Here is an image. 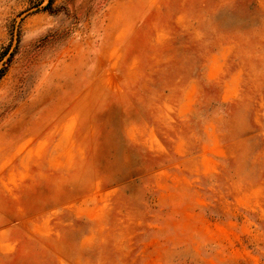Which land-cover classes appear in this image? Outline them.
Segmentation results:
<instances>
[{"label": "rangeland", "instance_id": "obj_1", "mask_svg": "<svg viewBox=\"0 0 264 264\" xmlns=\"http://www.w3.org/2000/svg\"><path fill=\"white\" fill-rule=\"evenodd\" d=\"M0 0V264H264V0Z\"/></svg>", "mask_w": 264, "mask_h": 264}, {"label": "trees", "instance_id": "obj_2", "mask_svg": "<svg viewBox=\"0 0 264 264\" xmlns=\"http://www.w3.org/2000/svg\"><path fill=\"white\" fill-rule=\"evenodd\" d=\"M54 0H48V4L45 9L49 8L53 4ZM7 46L0 50V80L5 76L8 67L14 57L16 47L13 50Z\"/></svg>", "mask_w": 264, "mask_h": 264}]
</instances>
